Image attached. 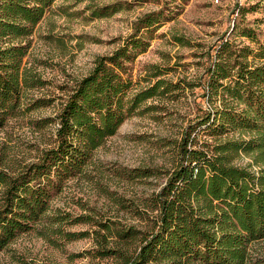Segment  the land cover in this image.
I'll list each match as a JSON object with an SVG mask.
<instances>
[{
  "label": "trees",
  "instance_id": "1",
  "mask_svg": "<svg viewBox=\"0 0 264 264\" xmlns=\"http://www.w3.org/2000/svg\"><path fill=\"white\" fill-rule=\"evenodd\" d=\"M53 1L0 0V125L27 81L25 40ZM160 20L148 13L137 28ZM241 42L221 36L211 46L199 83L207 104L183 129L164 182L132 207L140 221L93 219L86 254L97 264H246L247 244L264 237V46L254 52ZM141 44L137 38L98 58L61 103L52 145L24 171H0V250L45 214L51 191L81 172L133 106L169 90L157 81L128 100L124 61ZM241 153L251 163H236Z\"/></svg>",
  "mask_w": 264,
  "mask_h": 264
},
{
  "label": "rangeland",
  "instance_id": "2",
  "mask_svg": "<svg viewBox=\"0 0 264 264\" xmlns=\"http://www.w3.org/2000/svg\"><path fill=\"white\" fill-rule=\"evenodd\" d=\"M151 12L160 14V22L137 28ZM243 27L248 37L239 35ZM221 36L254 52L264 46V0L53 1L25 40L27 81L0 125V171L14 176L36 161L54 142L59 107L77 81L98 58L134 39L143 44L130 47L124 61L128 100L157 81L169 90L160 88L133 106L81 172L51 191L45 214L0 250V264H97L86 254L93 247L87 234L93 219L140 221L132 207L164 182L183 129L207 104L200 77ZM235 161L251 163L243 153ZM247 252L246 264H264V237L250 241Z\"/></svg>",
  "mask_w": 264,
  "mask_h": 264
}]
</instances>
